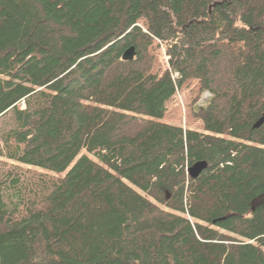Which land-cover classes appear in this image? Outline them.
Listing matches in <instances>:
<instances>
[{"label": "trees", "instance_id": "16d2710c", "mask_svg": "<svg viewBox=\"0 0 264 264\" xmlns=\"http://www.w3.org/2000/svg\"><path fill=\"white\" fill-rule=\"evenodd\" d=\"M8 114L0 264H264V0H0Z\"/></svg>", "mask_w": 264, "mask_h": 264}, {"label": "rangeland", "instance_id": "374dc122", "mask_svg": "<svg viewBox=\"0 0 264 264\" xmlns=\"http://www.w3.org/2000/svg\"><path fill=\"white\" fill-rule=\"evenodd\" d=\"M175 76V73H173ZM210 94L205 93L200 99L198 106H203L210 99ZM192 100V93L188 91H178L177 94L167 103V110L164 118L160 119L161 122L170 123L175 125L183 126V128H191L196 130H203V124L200 119H197L191 113L189 107L190 101ZM21 106L24 107L22 103ZM12 116L8 114L0 119V134L4 130L12 127ZM0 144H2L0 137ZM3 161V160H2ZM189 175V174H188ZM190 176V175H189ZM13 192V191H12ZM14 194V193H13Z\"/></svg>", "mask_w": 264, "mask_h": 264}, {"label": "water", "instance_id": "95a60500", "mask_svg": "<svg viewBox=\"0 0 264 264\" xmlns=\"http://www.w3.org/2000/svg\"><path fill=\"white\" fill-rule=\"evenodd\" d=\"M136 58V51L134 47L129 48L123 55V60L126 62H132ZM264 119H261L256 125L255 128L261 127ZM208 167L206 161H201L195 163L189 170V175L191 178L196 179L199 175Z\"/></svg>", "mask_w": 264, "mask_h": 264}, {"label": "built area", "instance_id": "2783aa9c", "mask_svg": "<svg viewBox=\"0 0 264 264\" xmlns=\"http://www.w3.org/2000/svg\"><path fill=\"white\" fill-rule=\"evenodd\" d=\"M189 170V169H188Z\"/></svg>", "mask_w": 264, "mask_h": 264}]
</instances>
